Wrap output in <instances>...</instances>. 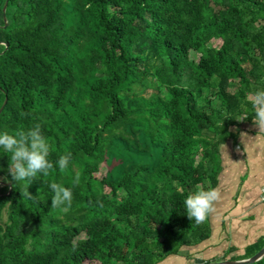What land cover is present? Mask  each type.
<instances>
[{
    "label": "trees",
    "instance_id": "obj_1",
    "mask_svg": "<svg viewBox=\"0 0 264 264\" xmlns=\"http://www.w3.org/2000/svg\"><path fill=\"white\" fill-rule=\"evenodd\" d=\"M257 90L264 0H0V133L39 124L54 164L29 200L0 149V264H159L208 240L183 202L218 186ZM52 182L72 190L68 211Z\"/></svg>",
    "mask_w": 264,
    "mask_h": 264
},
{
    "label": "crops",
    "instance_id": "obj_2",
    "mask_svg": "<svg viewBox=\"0 0 264 264\" xmlns=\"http://www.w3.org/2000/svg\"><path fill=\"white\" fill-rule=\"evenodd\" d=\"M221 155L222 172L216 187L220 199L208 217L211 237L196 246L182 248L181 256L168 257L159 264L231 261L230 257L242 255L246 245L264 237V132H259L253 121L241 125L236 144L228 142ZM231 247L236 251L225 260H218ZM215 258L217 261H210Z\"/></svg>",
    "mask_w": 264,
    "mask_h": 264
},
{
    "label": "clouds",
    "instance_id": "obj_3",
    "mask_svg": "<svg viewBox=\"0 0 264 264\" xmlns=\"http://www.w3.org/2000/svg\"><path fill=\"white\" fill-rule=\"evenodd\" d=\"M254 111L253 123L264 132V90H257L248 97ZM23 115V114H22ZM246 119V118H245ZM0 149L9 157L8 173L15 184L26 182L27 187L21 192V196L32 200L28 186L34 179L48 177L54 170V164L48 159L49 146L41 134L40 125L36 124L27 131L21 130L13 134L0 133ZM71 153L59 157L56 161L61 172L68 168ZM7 180V177H4ZM80 182L79 174L73 180L74 185ZM14 184V185H15ZM54 195L51 198V208H61L68 211L71 207L73 193L70 188L52 182L48 185ZM220 199V192L216 188L205 189L196 185L193 193L184 200L186 216L196 224L203 223L210 214L215 211L214 203Z\"/></svg>",
    "mask_w": 264,
    "mask_h": 264
},
{
    "label": "water",
    "instance_id": "obj_4",
    "mask_svg": "<svg viewBox=\"0 0 264 264\" xmlns=\"http://www.w3.org/2000/svg\"><path fill=\"white\" fill-rule=\"evenodd\" d=\"M263 256H264V247L259 252L249 257L248 259L235 260V261H223V262H205L201 264H252V263H255L256 261H259Z\"/></svg>",
    "mask_w": 264,
    "mask_h": 264
},
{
    "label": "rangeland",
    "instance_id": "obj_5",
    "mask_svg": "<svg viewBox=\"0 0 264 264\" xmlns=\"http://www.w3.org/2000/svg\"><path fill=\"white\" fill-rule=\"evenodd\" d=\"M212 46L213 47H219L220 46V42L219 41H213V43H212ZM194 59V58H193ZM148 94H149V91H147V93L146 94H143V97H147L148 96ZM105 167H103L102 169H101V171H100V173L98 174V176L100 177V176H103L104 175V172H105ZM119 204V202L118 201H113L112 203H111V205H112V208H111V212H110V217L111 218H114V208L117 206ZM216 218V217H215ZM217 222V221H216ZM262 232H264V227H263V231ZM264 236V235H263ZM253 242V241H252ZM249 243H251V242H249ZM218 251H216V253H217Z\"/></svg>",
    "mask_w": 264,
    "mask_h": 264
},
{
    "label": "built area",
    "instance_id": "obj_6",
    "mask_svg": "<svg viewBox=\"0 0 264 264\" xmlns=\"http://www.w3.org/2000/svg\"><path fill=\"white\" fill-rule=\"evenodd\" d=\"M262 200L264 201V189L262 190Z\"/></svg>",
    "mask_w": 264,
    "mask_h": 264
}]
</instances>
